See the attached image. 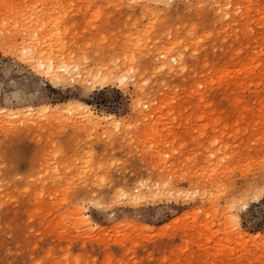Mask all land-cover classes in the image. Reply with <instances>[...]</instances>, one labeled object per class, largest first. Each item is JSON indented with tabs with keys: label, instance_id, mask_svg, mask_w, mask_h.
<instances>
[{
	"label": "rangeland",
	"instance_id": "obj_1",
	"mask_svg": "<svg viewBox=\"0 0 264 264\" xmlns=\"http://www.w3.org/2000/svg\"><path fill=\"white\" fill-rule=\"evenodd\" d=\"M0 107V264H264V0H0Z\"/></svg>",
	"mask_w": 264,
	"mask_h": 264
},
{
	"label": "bare ground",
	"instance_id": "obj_2",
	"mask_svg": "<svg viewBox=\"0 0 264 264\" xmlns=\"http://www.w3.org/2000/svg\"><path fill=\"white\" fill-rule=\"evenodd\" d=\"M8 34V32H7ZM11 34V33H10ZM8 36V35H6ZM5 38V37H4ZM8 39V38H7ZM12 39V38H11ZM8 41V40H7ZM6 41V42H7ZM5 42V43H6ZM10 41H8L9 43ZM45 49V48H44ZM259 54V53H258ZM258 54H256L255 56H258ZM20 55L22 57V59H24L26 62H32L36 67H43L42 70H44V73L46 74V77L48 79H50L54 84H64L66 83L70 77L72 78H75L76 79V74H75V67L71 66L68 64V62L66 63L63 59L62 56L59 55V57L57 56H51L49 59L47 60H44L41 58L40 54L36 51V50H32V51H29V49H26V50H21L20 52ZM254 55V54H253ZM65 57V56H64ZM56 58V59H55ZM177 58V57H175ZM58 59V60H57ZM256 59V58H255ZM258 59V57H257ZM257 61V60H256ZM255 61V62H256ZM258 63V61H257ZM89 75H91V81H93V85L94 86H106L108 84H111V83H115L116 82V78H114V76L110 73V72H107L106 70L102 69V66L101 68L99 69H95V71H91L89 72ZM93 86V87H94ZM67 111H71V112H77L76 110H78V112H83V114H85L86 118L88 120H91V121H95V120H100V118L104 117V118H111L113 117L112 114H108V115H103V116H100V115H97L92 109L91 107L89 106V104L85 103V102H81V101H77V102H70L67 106ZM49 105L48 106H45L44 109H49ZM44 109H41V110H44ZM31 110L34 111V109L31 107ZM75 110V111H73ZM7 112V109L6 108H3V107H0V113L1 112ZM25 111V110H24ZM30 112V111H29ZM10 113V112H9ZM32 113V112H30ZM72 114V113H71ZM5 115V114H4ZM8 116V115H7ZM115 117V116H114ZM114 119V118H112ZM144 187H137V194L133 197L130 195L129 191H124L123 189H121L123 192L120 194L121 198H126L130 197L132 198L131 200H129L128 202L131 204V203H136L138 204L137 202L138 201H142L145 199L147 201L151 200L152 199H155L156 195L154 196L150 190L148 193H151V194H148L146 195V192L148 191V187H145V185H143ZM150 186L151 185H147ZM153 187V186H152ZM144 188H147V191L145 189V194H144ZM161 188V187H160ZM247 188V187H246ZM155 189V188H154ZM164 189V188H162ZM161 189V190H162ZM160 191V189H158ZM156 192H159L157 191V189L155 190ZM243 191V190H242ZM120 192V191H119ZM153 192V191H152ZM162 192V191H161ZM154 193V192H153ZM164 193V191H163ZM119 194V193H118ZM157 194V193H156ZM115 195V194H114ZM159 195V194H157ZM250 196V195H249ZM116 197V196H115ZM155 197V198H154ZM257 198V196H255ZM157 198H159L157 196ZM163 198V197H161ZM114 199V198H113ZM128 200V199H127ZM157 200V199H156ZM160 201L163 200V199H159ZM150 202V201H149ZM99 203V202H98ZM129 204V205H130ZM244 208L247 207V204H244L243 206ZM83 212V211H82ZM80 213V212H79ZM81 214V213H80ZM84 215V214H83ZM197 216V215H196ZM238 218V217H237ZM236 218V220L238 221V219ZM89 222V221H88ZM239 226H240V223H238ZM237 224V225H238ZM241 227V226H240ZM100 229V228H98ZM239 229V228H238ZM238 235H239V238L241 241L243 242H259V241H263L262 243H264V233H260V232H257V233H249V232H243L242 230H238Z\"/></svg>",
	"mask_w": 264,
	"mask_h": 264
},
{
	"label": "snow or ice",
	"instance_id": "obj_3",
	"mask_svg": "<svg viewBox=\"0 0 264 264\" xmlns=\"http://www.w3.org/2000/svg\"><path fill=\"white\" fill-rule=\"evenodd\" d=\"M97 207H100V208H102V206H100V205H97Z\"/></svg>",
	"mask_w": 264,
	"mask_h": 264
}]
</instances>
